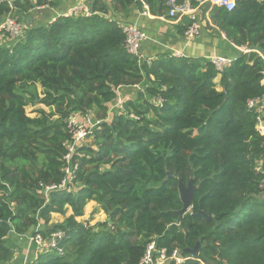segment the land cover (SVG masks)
<instances>
[{"label": "trees", "instance_id": "16d2710c", "mask_svg": "<svg viewBox=\"0 0 264 264\" xmlns=\"http://www.w3.org/2000/svg\"><path fill=\"white\" fill-rule=\"evenodd\" d=\"M85 2L90 16L53 15L0 42V264L14 257L13 233L38 227L44 237L66 238L63 254L39 255L35 264H141L152 243L156 261L166 249L178 250L182 264H264V135L248 108L264 97V1L236 0L231 12L214 7V23L248 50L221 73L206 58L163 54L149 63L128 54L121 25L133 24V10L144 5L167 16L169 0ZM47 6L57 3H0V22ZM118 89L129 96L121 112L112 110ZM36 104L47 110L31 117L27 107ZM70 114L105 122L73 156L74 181L46 194L66 175ZM191 178L192 209L179 217L178 180ZM90 202L111 223L78 221ZM68 209L70 217L50 225ZM198 242V256L184 252Z\"/></svg>", "mask_w": 264, "mask_h": 264}, {"label": "built area", "instance_id": "2783aa9c", "mask_svg": "<svg viewBox=\"0 0 264 264\" xmlns=\"http://www.w3.org/2000/svg\"><path fill=\"white\" fill-rule=\"evenodd\" d=\"M14 0H0V3H11ZM264 1V0H259ZM170 10L168 12L167 18L172 20H179L182 18H187L190 24L187 26L185 31V36L188 39H195L201 34V24L199 21V13L201 12L202 6L209 5L211 7H220L231 12L236 8V0H169L168 2ZM47 7H37L36 9H44ZM145 11L148 9L144 5ZM83 14L85 16H90L91 13L86 5H78L73 7L70 11L58 14L57 16H72ZM146 14V13H144ZM53 20V19H52ZM122 32L125 35V49L128 54L137 56L142 61V44L147 41V33L136 24H122ZM27 30V24L20 21L18 17L14 14L9 13L2 22H0V42L4 40L13 41L21 39ZM174 57H183L180 53L174 55ZM211 63L216 67L218 73L224 71V69L232 63V60L220 57L211 56L209 58ZM136 88H140L136 86ZM125 98L121 95L120 89H118V99L113 106V111L121 112L123 111V106L125 103ZM263 98L252 99L248 101V108L250 110H255L258 115V131L264 135V119H263V108L262 102ZM163 101L158 100V104L162 105ZM133 119H138L135 114H130ZM109 120V119H108ZM105 121L95 119L91 114H70L66 117L64 123L67 132L70 135V141L67 144V153L64 157V172L65 178L60 185H52L46 188L45 193H49L56 189H67L69 184L74 181L79 165L73 164V156L77 153L80 147H82L87 140L93 139L95 133L100 131L102 124ZM264 186V181L262 186ZM35 234L30 236V245L32 249L36 252V257L34 259H26L23 264H35L38 256L41 254H46L52 251H56L59 254H63V250L60 247L61 243L66 238V232L56 231L50 236L44 237L39 232V227L37 228ZM157 249V245L152 243L148 246L145 257L143 258L141 264H166L168 261L173 260L177 264H182L184 259L180 256L178 250L174 251L171 256L168 255L166 249H161L158 251L159 258L156 261L154 259V253Z\"/></svg>", "mask_w": 264, "mask_h": 264}, {"label": "crops", "instance_id": "0c3cea01", "mask_svg": "<svg viewBox=\"0 0 264 264\" xmlns=\"http://www.w3.org/2000/svg\"><path fill=\"white\" fill-rule=\"evenodd\" d=\"M49 1H55L57 3V7H54L51 10L46 8V12L44 14L37 15L32 12L31 14L33 19L30 20V18L26 17L23 19V22L26 23L27 26L36 25L44 21V18H48V20H50V17L53 15L57 16L58 14L68 12L73 7L78 5H86L85 0ZM35 2L36 0H33V3ZM213 13L216 15V9H214V7L209 5L202 6L201 12L199 13L201 34L195 39H188L185 36V32L183 34V30L186 31L187 29L184 28L185 18L172 20L167 18V16H154L148 11V9L146 11L134 9L129 21L142 28L147 33L149 38L142 46V61L148 60L150 61L149 63H151V61L158 59L163 54H171L174 57L177 53H180L183 57L188 58L209 59L211 56H220L233 61L238 57L240 52H248L245 47H237L227 39L226 34L214 23V20L212 19ZM219 82L220 78H217V87L221 90ZM38 91H41L40 86H38ZM121 95L124 98L129 99L128 94H126L123 89H121ZM261 104L264 109V100ZM30 107L31 111L35 109L37 110V112L28 114L31 117L37 116L40 109L47 110V108L41 104H36ZM72 214V209H68L65 216L53 214L50 225L61 224ZM88 214H93L96 218L90 221L86 217ZM101 216L102 221L107 219V216L100 209L97 203L90 202L85 209L84 216L77 218V220L80 222L89 221L93 225L101 221ZM94 220L95 222L93 223ZM30 236L31 235L29 234L18 235L13 233L9 237V240L14 248V257L8 264H23L26 259H34L36 257V252L30 245Z\"/></svg>", "mask_w": 264, "mask_h": 264}, {"label": "water", "instance_id": "95a60500", "mask_svg": "<svg viewBox=\"0 0 264 264\" xmlns=\"http://www.w3.org/2000/svg\"><path fill=\"white\" fill-rule=\"evenodd\" d=\"M32 12H34L35 14L39 15V14H43L45 13L46 11H44L43 9H33ZM28 18H30V20L33 19V16L31 13H29L27 15ZM53 16L50 17V19H52ZM20 21H24L23 18H19ZM44 20H46V18H44ZM168 176H172V177H175L176 175L175 174H170L168 173ZM178 190H179V196H180V199L183 203V208L178 212V215L179 217H182L184 214L190 212V210L192 209V205H193V196H194V193L196 192L197 190V186L194 184V179L191 178L188 182L187 185H185L181 179L178 180ZM204 215L205 216V213L203 211L199 212L198 213V216H202ZM207 218H211V216H208ZM107 222L111 223V220L109 218L106 219ZM200 242L197 243V245L193 248V249H187V250H184L185 253H188L192 256H198L199 255V250H200Z\"/></svg>", "mask_w": 264, "mask_h": 264}, {"label": "rangeland", "instance_id": "374dc122", "mask_svg": "<svg viewBox=\"0 0 264 264\" xmlns=\"http://www.w3.org/2000/svg\"><path fill=\"white\" fill-rule=\"evenodd\" d=\"M142 46H143V44H142ZM39 92H40V91H39ZM31 106H34V105H31ZM30 108H31L30 106L27 108V112H28V114H29V113L37 112L36 109L33 110V111H31ZM90 142H92V139L87 140L85 144H89ZM86 217H87L90 221H92L94 218H96L95 216H93V214H88ZM95 220H96V219H95ZM95 220L93 221V223L95 222ZM100 220L102 221V216H101ZM84 222H88V223H90L89 221H84ZM90 224H91V223H90ZM93 225H94V224H93Z\"/></svg>", "mask_w": 264, "mask_h": 264}]
</instances>
